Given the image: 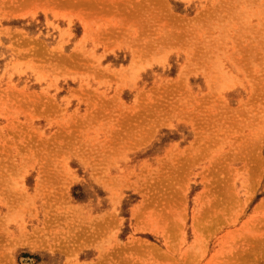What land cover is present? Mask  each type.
Here are the masks:
<instances>
[{
  "label": "rangeland",
  "instance_id": "rangeland-1",
  "mask_svg": "<svg viewBox=\"0 0 264 264\" xmlns=\"http://www.w3.org/2000/svg\"><path fill=\"white\" fill-rule=\"evenodd\" d=\"M0 264H264V0H0Z\"/></svg>",
  "mask_w": 264,
  "mask_h": 264
}]
</instances>
